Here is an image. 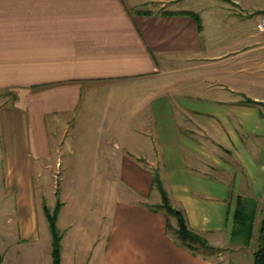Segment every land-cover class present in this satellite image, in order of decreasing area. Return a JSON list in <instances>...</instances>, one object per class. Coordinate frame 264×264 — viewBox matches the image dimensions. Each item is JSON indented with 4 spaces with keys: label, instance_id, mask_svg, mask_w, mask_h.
I'll return each mask as SVG.
<instances>
[{
    "label": "crops",
    "instance_id": "crops-1",
    "mask_svg": "<svg viewBox=\"0 0 264 264\" xmlns=\"http://www.w3.org/2000/svg\"><path fill=\"white\" fill-rule=\"evenodd\" d=\"M263 17L264 0H0L2 264H53L58 201L61 264H215L173 242L153 174L222 250L238 198L264 205ZM60 169L116 186L99 241Z\"/></svg>",
    "mask_w": 264,
    "mask_h": 264
},
{
    "label": "rangeland",
    "instance_id": "rangeland-1",
    "mask_svg": "<svg viewBox=\"0 0 264 264\" xmlns=\"http://www.w3.org/2000/svg\"><path fill=\"white\" fill-rule=\"evenodd\" d=\"M98 172L95 170L64 172L60 169L56 177L59 184L68 187L69 196L72 198L70 199L71 203L77 202L80 204L79 207L82 208V212L80 211L83 214L81 223L84 224L86 229L89 228L90 230L88 234L84 235L86 241L91 239L99 241L104 237L110 224V219L107 217L109 205L112 204L114 199H118L115 198V195H118V190L116 192L115 189L116 186L104 185V187H101V182L97 177ZM47 186L46 197L49 202V198H51L50 189L53 188L52 182H48ZM120 199H125L122 192ZM103 205L105 207H102ZM103 209H105L106 214ZM257 211L258 216L253 220V233L248 244L244 243L245 239L243 238L245 227L239 223L237 233L231 238L232 242L226 247L227 250H223L221 254L211 258L215 264H254V254L260 246L259 236L262 227L261 222L264 219V205L262 207L258 206Z\"/></svg>",
    "mask_w": 264,
    "mask_h": 264
},
{
    "label": "trees",
    "instance_id": "trees-1",
    "mask_svg": "<svg viewBox=\"0 0 264 264\" xmlns=\"http://www.w3.org/2000/svg\"><path fill=\"white\" fill-rule=\"evenodd\" d=\"M249 103L254 104L255 102L252 100L248 101ZM154 189L160 193L161 202L155 206H150V208L155 212L164 215L168 219L167 230L171 234L173 242L176 245L186 250L188 253L193 254L196 257H202L205 259H211L218 254H221L223 251L220 248L213 247L209 244L206 239L195 232L188 226V222L186 216H184L183 211L174 208L173 204H171L168 192H166L163 181L160 179L158 172L154 174ZM62 204L60 201L57 202L54 211L49 210L47 207H44L45 214L48 222L50 223V233L52 234V260L53 264H61V242L62 235L59 234L57 229V217L61 211ZM258 203L254 200L238 198L237 208L235 210L234 223H233V231L232 238L237 233V225L239 223L243 224L245 227V232L243 238L245 239L244 243L248 244L250 237L253 233L252 231V223L253 220L258 216ZM175 219L177 222L176 228H172L169 220ZM248 224V225H247ZM261 230H260V246L258 251L254 254V264H264V219L261 222ZM0 264L1 258H0Z\"/></svg>",
    "mask_w": 264,
    "mask_h": 264
},
{
    "label": "built area",
    "instance_id": "built-area-1",
    "mask_svg": "<svg viewBox=\"0 0 264 264\" xmlns=\"http://www.w3.org/2000/svg\"><path fill=\"white\" fill-rule=\"evenodd\" d=\"M259 30L264 32V17L261 19L260 23H259Z\"/></svg>",
    "mask_w": 264,
    "mask_h": 264
}]
</instances>
